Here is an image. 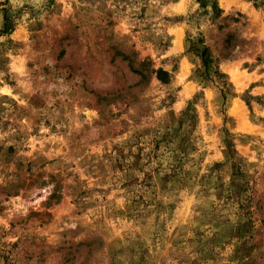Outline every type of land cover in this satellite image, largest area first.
<instances>
[{
	"label": "rangeland",
	"instance_id": "obj_1",
	"mask_svg": "<svg viewBox=\"0 0 264 264\" xmlns=\"http://www.w3.org/2000/svg\"><path fill=\"white\" fill-rule=\"evenodd\" d=\"M216 3L0 0V264H264V0Z\"/></svg>",
	"mask_w": 264,
	"mask_h": 264
},
{
	"label": "trees",
	"instance_id": "obj_2",
	"mask_svg": "<svg viewBox=\"0 0 264 264\" xmlns=\"http://www.w3.org/2000/svg\"><path fill=\"white\" fill-rule=\"evenodd\" d=\"M198 1L200 2L201 4L200 6L202 9H206L207 6H210L211 8L210 17L212 19H217L220 16L221 10L218 8L216 0H198ZM251 1L256 2L257 0H251ZM12 27L13 26H12L11 20L8 18L6 14H4L2 25L0 28V35L9 34L12 31ZM199 43H201V41ZM192 48L195 49L196 51H199V56L201 57L204 66L207 67L208 64L210 63V55L207 53V48L206 47H202L201 49L196 48V47H192ZM154 72L158 80L162 82L167 81L166 71L162 69H157Z\"/></svg>",
	"mask_w": 264,
	"mask_h": 264
}]
</instances>
